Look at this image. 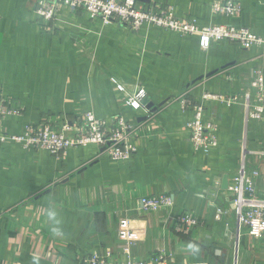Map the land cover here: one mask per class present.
I'll return each mask as SVG.
<instances>
[{
	"label": "crops",
	"instance_id": "crops-1",
	"mask_svg": "<svg viewBox=\"0 0 264 264\" xmlns=\"http://www.w3.org/2000/svg\"><path fill=\"white\" fill-rule=\"evenodd\" d=\"M223 1L137 0L144 9L264 37V0H235L241 11L232 16L213 9ZM36 5L0 0V100L20 111L0 116V131L20 134L27 124L49 122L72 134L92 110L110 124L127 118L137 151L115 161L94 145L63 154L2 145L0 264H87L106 251L122 262L162 256L158 264H264V237L239 227L223 188L240 167L258 169L256 196L264 198V122L246 123L243 102L224 100L242 98L256 71L264 72V45L222 40L202 50L195 36L107 24L65 6L46 20ZM140 86L153 106L134 110L126 100ZM185 101L203 103L205 118L219 126V146L209 153L193 148L187 122L194 111ZM160 194L172 206L146 209L141 199ZM185 212L199 225L183 232L174 218ZM125 217L139 234L129 251L118 236Z\"/></svg>",
	"mask_w": 264,
	"mask_h": 264
},
{
	"label": "built area",
	"instance_id": "built-area-1",
	"mask_svg": "<svg viewBox=\"0 0 264 264\" xmlns=\"http://www.w3.org/2000/svg\"><path fill=\"white\" fill-rule=\"evenodd\" d=\"M36 12L46 20H51L62 7H69L73 10H84L91 16L100 17L105 23H122L131 29L138 30L144 25H153L169 31L178 32L183 35L195 36L198 38L199 47L207 50L213 41L227 40L240 44L245 48H252L255 45H264V37L258 35L250 28L235 27L228 24L201 25L196 20L176 17L164 11H152L139 6L137 0H36ZM213 9L217 13L228 16L237 15L241 11V4L235 0L216 2ZM116 83V81L114 80ZM120 91H124L121 84L116 83ZM147 91L143 86L128 97L127 106L134 110L144 107L143 99ZM223 97V96H222ZM228 105H235L243 102L246 116V123L249 121L264 122V72L257 70L251 82V88L243 97L233 95L225 97ZM183 102L184 108H193V117L187 122L190 131V141L196 152L209 153L219 146L218 124L211 119L205 118V107L203 103L190 105ZM20 111L10 108L0 100V116L17 115ZM130 123L124 116L110 124L107 120L97 116L92 110L85 112V123L76 128L72 134L67 129L54 128L49 122L39 124H27L24 132L20 134H8L0 131V147L6 143L14 142L22 147L46 149L52 154H63L74 147L99 146L105 149L108 157L115 161H126L137 151L134 143L128 140ZM248 152L243 150L244 155ZM261 172L253 169L250 173L245 166L233 173L228 191L231 192L233 203L236 208L238 225L245 226L248 233L260 239L264 237V198H258L254 179L260 177ZM146 209H161L171 207L173 199L168 194L143 197L141 199ZM223 209L218 208L217 213L221 214ZM176 229L189 231L199 225V219L190 212L179 214L174 218ZM119 238L125 242L126 250L139 239V234L130 223V219L120 220L118 231ZM112 253L106 251L104 254H93L87 258V264H158L162 256L152 261L128 260L113 261Z\"/></svg>",
	"mask_w": 264,
	"mask_h": 264
},
{
	"label": "water",
	"instance_id": "water-1",
	"mask_svg": "<svg viewBox=\"0 0 264 264\" xmlns=\"http://www.w3.org/2000/svg\"><path fill=\"white\" fill-rule=\"evenodd\" d=\"M143 104H144V105L147 104V107H148V108H151V107L153 106V103L150 102L149 97H145V98L143 99ZM228 185H229V180H228L227 177H225V178H224V181H223V188L228 189Z\"/></svg>",
	"mask_w": 264,
	"mask_h": 264
}]
</instances>
